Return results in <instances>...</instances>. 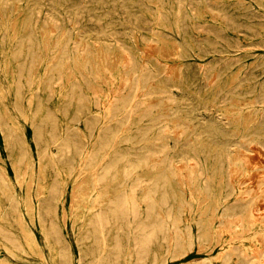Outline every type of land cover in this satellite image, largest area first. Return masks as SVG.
Returning <instances> with one entry per match:
<instances>
[{
	"label": "bare ground",
	"instance_id": "6f19581e",
	"mask_svg": "<svg viewBox=\"0 0 264 264\" xmlns=\"http://www.w3.org/2000/svg\"><path fill=\"white\" fill-rule=\"evenodd\" d=\"M33 1L50 7L45 19L60 33L58 41L64 44L58 51L61 61L74 56L78 48L73 42L75 32H95L105 37L117 34L113 43L125 53L127 61L122 64L121 86L102 103L85 90L94 79L88 63L84 64L87 77L79 76L69 87L59 81L60 66L45 73L41 77L43 83H35L30 66L34 51L31 48L39 43L34 31L40 15L31 10L29 4H20L24 12L12 14L10 4L16 0H0V46L13 43L14 48L8 52L12 57L25 59L15 67L8 83L1 86V92H4L3 87L9 90L12 95L9 96L10 105L32 124L36 157H32L24 132L1 112L0 131L12 165H19L18 173L23 159L28 158V169L33 172L38 165L47 179L42 195H36V203L30 200L29 210L25 212L21 203L28 202L26 196L20 195L12 186H3L5 179L1 178L0 247L10 256L23 260H46L43 245L35 232L38 230L45 240L48 259L54 264H255L260 257L263 259L264 249L253 250L250 241L255 238V233H264V208L255 204L257 200L261 201L259 197L264 199V178L261 177L259 183L256 180L257 188L243 185V181L237 182L230 171H234L237 164L243 167L245 163L231 164L230 142L221 138L225 136L227 124L221 122L220 116L209 120L200 118L198 108L190 103V98L179 103L165 91L180 76L187 88L199 94L205 85L206 74L213 69L220 67L221 74L238 69L243 79L251 81L249 89L259 104L257 116L248 120L249 133L241 136L250 134L255 137L253 141L264 147V81L253 83L255 73L248 71L251 67L260 74L264 72V28H261L263 31L252 28L264 21L253 20L257 16L248 9L250 3L232 0L233 4H229L226 0H215L219 3L208 4L223 17L221 27L214 31L201 27L205 20L201 18L200 10L190 3L183 4L185 0H177L171 5L169 0H159L161 11L158 12L144 6L143 0ZM259 1L264 7V0ZM204 3L200 0L199 4ZM121 8L128 11L116 12ZM134 8L138 12H133ZM64 9L66 13L62 14ZM132 15H150L156 19L160 26L155 29L157 34L172 36L167 30L179 34L183 57L189 49V56L192 50L197 57L205 59V62H198V75L189 66L179 75L177 72L175 76H168L165 68L154 60L149 65L139 61L128 28L124 26L141 31L144 42L149 39L146 33L152 22L128 19ZM242 25L252 27L243 29ZM8 28L30 30L10 35ZM150 47L155 49L154 44ZM52 86L54 93L50 92ZM207 86L209 89L214 87L210 83ZM231 96L229 92L220 93L216 99L220 102ZM163 101L173 103L171 112L161 109ZM2 102L0 98V104ZM99 105L103 109H98ZM182 110L185 114L180 113ZM172 120H183V124L167 122ZM203 134L217 140L225 150L215 152L205 148ZM257 154L251 156L258 158L260 154ZM175 157L184 161L186 173L175 165ZM243 157L248 156L243 154ZM78 167L95 169L90 174L95 184L91 186L84 209L75 213L76 224L70 229L72 236H68L69 229L61 223L58 210L65 190L60 174H75ZM188 182L189 186L197 185L210 197L213 207L209 213L205 211L206 217L194 209L195 197L187 198L182 193V184ZM108 184L114 188L112 195L101 200ZM98 186H103L104 190H98ZM186 211L191 214L189 218L185 216ZM210 214H215L220 223L225 216H232L235 228L239 229L247 216L253 227L246 231L250 233L243 235L242 240L224 244L219 257L214 258L208 251L200 253L203 248H195L196 244L208 239L212 222L207 215ZM15 216L29 235L26 242L16 229L10 227V219ZM0 264L38 263L0 258Z\"/></svg>",
	"mask_w": 264,
	"mask_h": 264
},
{
	"label": "rangeland",
	"instance_id": "374dc122",
	"mask_svg": "<svg viewBox=\"0 0 264 264\" xmlns=\"http://www.w3.org/2000/svg\"><path fill=\"white\" fill-rule=\"evenodd\" d=\"M176 1L177 0H169L168 3L169 5H171ZM204 1V4H199L200 0H185V2L182 3L188 5L190 3V5L198 8L200 10L201 18L205 20V23H203L201 27L209 28L210 30L215 31L217 30V28L221 27L220 24L223 20V17L220 12V14L218 13V10L210 8L208 4L215 5L219 3V1ZM226 1L230 4L232 0ZM137 3L140 2L138 1ZM141 3H143V5L146 7H150L152 11H161V2L159 0H143ZM241 3H250L251 8L248 9L254 12L257 16L253 20L264 21V7L259 4V0H242ZM20 4H22V6L29 4L31 6V10L40 15V19L37 22L38 26L34 31V34L37 37L39 43L35 44L31 48L34 51L32 53L30 66L32 72L34 73L33 76L35 77V83H43L44 80L41 79V77H44L45 73L50 72L52 68H57L58 66H60L62 75L59 81L63 83L64 87H69L75 80L78 79L79 76L83 78L87 77V72H85L86 69L84 68V64L88 63L93 71L94 76L91 84L88 85L87 89H85L89 94L97 97L98 101L102 103L107 99V97L113 94V92L117 91L122 83V64L127 61L125 58V53L122 52L121 49H118L117 46L113 43V40L117 37V34H112L105 37V35L102 36V34L100 35L95 32H75L76 39L73 42L74 45L78 48L74 56L67 57L66 59H63L61 61V53L58 51L59 49H61V47H63L64 44L58 41L60 33L57 32L55 28H53L48 19H45V14L49 13L50 7H47L44 4L36 3L33 0H16L15 3L12 2L10 4V12L12 14L24 12L22 7H20ZM117 10L118 11L116 12L128 11L127 9L122 8ZM62 11V14L66 13V9ZM229 11L232 12L235 11V9H229ZM133 12H138V9L134 8ZM128 19H143L152 22L150 25L151 29L147 30L146 33V37H149V39L145 40L144 42L141 41V31L135 28L124 26L125 28H128L127 32L133 41L134 49L137 53L139 61L149 65L154 60L159 66L165 68L166 74L168 76H175L177 72L179 75L186 68H189V66L194 68V72L198 75V62H205V59L197 57L195 55V51L192 50L190 51L191 55L189 56V49L186 56L183 57L181 55V46L179 41L181 37L179 36V34L173 33L172 30H167V32L171 33L172 36L157 34L155 29L159 28L160 26L157 24V20L152 19L150 15H132ZM245 21L249 20L245 19ZM51 27L54 29V31L51 30ZM186 27L189 28V24H187ZM242 27L244 29L252 26L242 25ZM252 28H259L263 31V29L261 28H264V24L254 25ZM8 29L10 35H17L20 31L30 30V28ZM153 44L155 49H152L150 47H153ZM13 48V43H9L5 46H0V98L3 99V102L0 104V112L8 121L10 120L11 123L15 122L14 125H17L16 127L19 131L24 132L32 149V157H36V153L34 152V142L32 139V124L30 123V121L25 120L20 115V113L10 105L9 96L12 97V95L10 94L9 90L3 87L2 89L4 90V92H1V86L8 83V77L10 78V76L13 74L15 67L21 65L25 61L23 57L11 56L12 53L8 51L12 50ZM261 49L262 48H257V50ZM88 50H91L92 52H86ZM144 54L145 56H143ZM205 65L208 64L206 63ZM177 67H179V69ZM248 71H253L255 73L253 74L255 79L253 83L259 84L264 81V72L263 74H260L259 70H256V68L252 69L251 67L248 68ZM250 82V80L243 79L238 69H233V71L229 74H221L220 67H217L213 69L211 73L206 74V80L204 81L205 85L201 89L199 94H196L192 88H187L182 83L180 76H177V79L173 80L171 85L167 86V89L165 91L171 94V96L179 103L187 102L190 98V103L198 108L197 113L199 114V117L204 120H209V118L217 119L219 116L222 118L221 122L227 125L224 129L225 136H222L221 138L230 142L228 148L231 150L229 151L228 155L230 157L231 164L232 162L238 163L239 161L245 163V166L243 167L237 164L234 171H230V175L232 177L234 176L233 178H236L237 182L239 183L243 181V185H255L257 188V181L259 183V181L262 179L261 177L264 178V172H261L262 170L264 171V160H260V158L264 159V147L253 141L255 137L251 136L250 134H248L247 136H241V134L249 133L248 130L250 128V125L248 123V120L249 118H251V116H257L256 108L259 105L256 101L257 98L254 95L253 91L249 89ZM209 83L214 85V87L209 89V87L207 86V84ZM50 92H55L54 86H52V90ZM226 92L232 93V96L225 101L219 102V99H216L217 95ZM138 93L139 95H141L140 91ZM198 95L201 97V99H199ZM172 105L173 103H171L170 101H163V103L161 104V109L164 112L169 113L173 110L171 108ZM26 107L27 106H25V108ZM98 109H103V106L99 105ZM185 112V110L180 111V113L183 114H185ZM166 116L169 117L168 114ZM58 122L61 123L59 120ZM167 122H171L172 124H183V120H172ZM203 135V143L205 144V148L214 150L215 152H223L225 150V148H223L222 145L217 142V140L209 138L206 134ZM171 144L173 145V141L171 142ZM257 146H259L261 150L258 149L259 147ZM254 147L257 148L252 149ZM253 151L260 154H257L258 158L255 156L256 154L254 156H251L253 153H255ZM243 154L245 155V157H248L244 158ZM255 157L256 160H254ZM28 160V158L23 159V164L18 173L17 167H19V165H12L10 154L8 153V150L4 145L3 136L0 131V185L1 178H3L5 179V183L3 186H12L18 193H20V195L26 196V200H28V202L21 203V209L25 212L29 210V201L31 200V202L33 201V203H36V195H42L43 184L47 182V179H45L44 177V172L38 168V165L35 166V170H33V172L28 169ZM249 160L254 161V163L258 162L260 164L255 163L254 165L252 161L248 162ZM174 161L175 165L186 173L187 168L183 165L184 161L179 157H175ZM247 163H249L248 167ZM250 163L252 164L250 165ZM259 165H261V167ZM95 171V169H80L78 167L75 170V174H68L67 172H61L60 174L65 190L62 194L63 200L62 202H60V207L58 210L59 212H61V223H64L67 226L66 229H69L68 236H72L73 232L70 229L73 225L76 224L75 213H78L79 209H84L87 204V196L91 193L92 184H95L90 174H93V172ZM256 171L260 172H258L257 174ZM253 172H255L254 175L252 174ZM246 177L247 179L245 180L244 178ZM16 178H19V180H17ZM250 180H252V182L248 183L250 182ZM74 185L76 186V188ZM262 185H264V183H262ZM196 186L197 185L193 184L189 186L188 182L182 184L181 190L187 198L191 196L195 197L197 202L194 205V209H196L197 212L200 211L201 215H204L206 217V212L209 213V209L213 207V203L210 197L199 190ZM97 188L98 190H104L103 186H98ZM113 189L114 188L111 186V184H108V186L105 188L106 192L103 194V196L100 197V199L104 200L108 196L112 195ZM1 197L2 194L0 192V201ZM259 198L261 199V201L257 200L255 204L258 207H262L261 205H263V207L261 208L263 209L264 199H262L261 197ZM100 203L101 202H97V204ZM190 215L191 214L189 211L185 212V216L187 218H189ZM207 218L212 222V225L209 227L208 239L203 243L196 244L195 248H203V252L201 251L200 253L204 254L208 251L210 253V256L214 258L219 257L222 251V246L224 244H231L232 242H238L239 240H242L243 235H249L250 233L246 231L253 227V222L250 221L249 217L247 216L243 218V223H241V225H243L240 229L235 228V223L234 221H232L234 220V218L232 216H225L221 223L219 222L215 214L207 215ZM10 227L16 229L19 236L24 242L29 239L28 233L24 230V225L19 222L17 216L13 218L11 217ZM35 232L43 245L46 260H23L15 256H10L9 253L2 247H0V258H9L11 261H18L21 263H23V261H26L27 263L34 262L38 264H54L48 259V249L45 244V240L42 238L38 230H36ZM254 235L255 238L251 239L250 241L252 243L251 247L253 248V250H255L256 248L264 249V243L262 244L261 241L263 240L264 242V233L258 232ZM255 264H264V258L262 259L260 257L259 261Z\"/></svg>",
	"mask_w": 264,
	"mask_h": 264
}]
</instances>
